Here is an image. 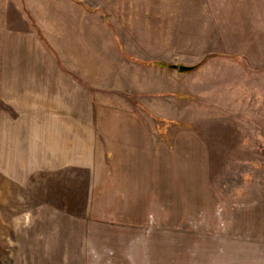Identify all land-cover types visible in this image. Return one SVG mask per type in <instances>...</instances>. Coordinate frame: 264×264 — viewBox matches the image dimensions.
<instances>
[{
	"label": "rangeland",
	"instance_id": "1",
	"mask_svg": "<svg viewBox=\"0 0 264 264\" xmlns=\"http://www.w3.org/2000/svg\"><path fill=\"white\" fill-rule=\"evenodd\" d=\"M109 8L134 19L123 32L137 58L175 67L125 57L93 88L91 111L71 114L92 122L90 152L66 150L36 98L11 96L5 72L30 65L2 55L0 17V264H264V0Z\"/></svg>",
	"mask_w": 264,
	"mask_h": 264
},
{
	"label": "crops",
	"instance_id": "2",
	"mask_svg": "<svg viewBox=\"0 0 264 264\" xmlns=\"http://www.w3.org/2000/svg\"><path fill=\"white\" fill-rule=\"evenodd\" d=\"M117 13L109 8V0H0L5 44L2 55L6 59L15 58L13 62L17 65H30L22 72H5L6 82L14 80L18 83L11 96L31 98L30 106L33 105L32 98H36L37 108L31 109L35 112L46 106V111L53 114L52 128L68 130L67 141L61 142L68 145V151L75 150V146L85 147L84 152L92 150V122L88 119L87 123L83 120L77 123L71 114L91 111L92 89L102 87L103 81L117 80L115 67L124 65L125 57L148 65L164 62L142 60L133 54L134 48L125 43L123 30L131 23L135 32L134 19L125 24L117 19ZM135 13L138 17L139 12ZM250 47L258 49L254 44ZM126 48H131L132 54H127ZM12 50L15 52L11 53ZM215 56L207 52L200 61L208 57L207 62ZM18 104L21 110L29 106L26 100ZM56 113L67 114L68 119L60 120L59 116L54 119ZM75 129L85 131L75 134L72 132ZM54 135L55 132L53 138ZM121 136L122 140L131 138L130 135ZM127 143L122 142V145L128 146ZM129 146H134V141ZM129 150L125 148L131 155L129 159L135 160ZM259 213L262 215L256 219V224L261 226L259 237L264 238V201H261Z\"/></svg>",
	"mask_w": 264,
	"mask_h": 264
},
{
	"label": "trees",
	"instance_id": "3",
	"mask_svg": "<svg viewBox=\"0 0 264 264\" xmlns=\"http://www.w3.org/2000/svg\"><path fill=\"white\" fill-rule=\"evenodd\" d=\"M207 59H208V57H205L202 61H200L198 64H196L195 65V69H198L199 67H201L206 62ZM149 64L153 65V66L161 67V68H172V67H175L173 65H170V64H167V63H164V62H151Z\"/></svg>",
	"mask_w": 264,
	"mask_h": 264
},
{
	"label": "water",
	"instance_id": "4",
	"mask_svg": "<svg viewBox=\"0 0 264 264\" xmlns=\"http://www.w3.org/2000/svg\"><path fill=\"white\" fill-rule=\"evenodd\" d=\"M178 68L181 72H189L195 69V65H180Z\"/></svg>",
	"mask_w": 264,
	"mask_h": 264
}]
</instances>
